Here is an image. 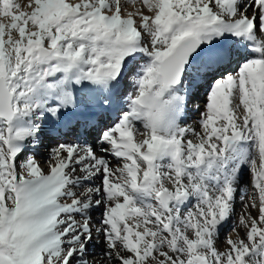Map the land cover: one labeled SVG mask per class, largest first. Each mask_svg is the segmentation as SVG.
<instances>
[{
    "label": "snow or ice",
    "instance_id": "1",
    "mask_svg": "<svg viewBox=\"0 0 264 264\" xmlns=\"http://www.w3.org/2000/svg\"><path fill=\"white\" fill-rule=\"evenodd\" d=\"M0 264H264V0H0Z\"/></svg>",
    "mask_w": 264,
    "mask_h": 264
},
{
    "label": "bare ground",
    "instance_id": "2",
    "mask_svg": "<svg viewBox=\"0 0 264 264\" xmlns=\"http://www.w3.org/2000/svg\"><path fill=\"white\" fill-rule=\"evenodd\" d=\"M123 86V85H122ZM128 91H131V88L127 89ZM205 102V94H203V92L201 94H199L195 100L194 103L201 105V109L203 108V104ZM199 116V112L196 111L193 107H192V102L189 103V108L188 111L186 113V117L184 119V123L190 126H193L194 128H196L197 130H199V126L198 124H196V120ZM37 152V160L41 163L42 167L46 168V165L44 164V161L47 159V149L43 146H41L40 148H38L36 150ZM248 179V178H247ZM247 179L246 177L244 178V183H247ZM102 209V208H101ZM101 209H96L93 213V225L97 226L99 223L98 217L100 215ZM237 209V213H235L233 215V220H237L238 219V214L240 212L241 209V204L236 208ZM253 215H255V212H253ZM231 224V221L229 222V225ZM227 231V232H225ZM237 231L241 232V235H243V230L242 229H237ZM224 233L220 235V239L217 241V246L218 247H223V241H224V236L228 233H231V228L230 226H226L225 230L223 231ZM94 236V242H95V234L93 233ZM101 245H95L94 244H90L88 247V253H87V258L88 259H92L96 253L99 251ZM92 254V255H90Z\"/></svg>",
    "mask_w": 264,
    "mask_h": 264
},
{
    "label": "rangeland",
    "instance_id": "3",
    "mask_svg": "<svg viewBox=\"0 0 264 264\" xmlns=\"http://www.w3.org/2000/svg\"><path fill=\"white\" fill-rule=\"evenodd\" d=\"M246 179H247V177H246ZM239 205H240V203H239V201H238L237 204H236V208H237ZM101 211H102V209H101ZM95 227H96V226L93 225V228H95ZM225 232H227V231H225ZM223 233H224V232L222 231L221 234H223ZM94 234H95V232H94ZM221 234H220V235H221ZM90 255H92V254H90Z\"/></svg>",
    "mask_w": 264,
    "mask_h": 264
}]
</instances>
